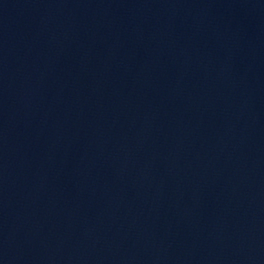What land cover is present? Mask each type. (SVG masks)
Returning a JSON list of instances; mask_svg holds the SVG:
<instances>
[{
  "label": "water",
  "instance_id": "1",
  "mask_svg": "<svg viewBox=\"0 0 264 264\" xmlns=\"http://www.w3.org/2000/svg\"><path fill=\"white\" fill-rule=\"evenodd\" d=\"M0 264H264V0H0Z\"/></svg>",
  "mask_w": 264,
  "mask_h": 264
}]
</instances>
